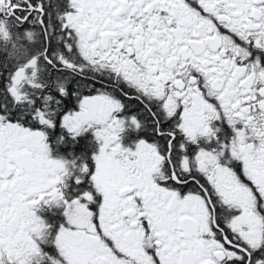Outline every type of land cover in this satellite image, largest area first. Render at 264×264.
<instances>
[{"label":"snow or ice","instance_id":"6c2138e0","mask_svg":"<svg viewBox=\"0 0 264 264\" xmlns=\"http://www.w3.org/2000/svg\"><path fill=\"white\" fill-rule=\"evenodd\" d=\"M0 264H264V0H0Z\"/></svg>","mask_w":264,"mask_h":264}]
</instances>
